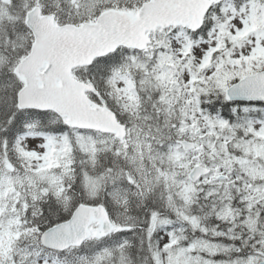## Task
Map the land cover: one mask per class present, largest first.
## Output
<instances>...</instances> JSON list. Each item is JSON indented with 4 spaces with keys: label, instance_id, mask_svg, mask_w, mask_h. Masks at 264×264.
<instances>
[{
    "label": "water",
    "instance_id": "water-1",
    "mask_svg": "<svg viewBox=\"0 0 264 264\" xmlns=\"http://www.w3.org/2000/svg\"><path fill=\"white\" fill-rule=\"evenodd\" d=\"M206 8L202 0H152L137 17L110 12L95 26L53 30L48 22L42 21L39 26L30 23L37 42L31 55L17 69V74L26 84L19 95L20 107L53 110L61 116H68L70 125L85 127L95 125L93 116L98 113L107 123L105 126L109 125L110 129L122 135L118 126L114 128V120L107 119L105 111L91 110L80 86L72 81L71 70L78 65L89 64L97 56L105 55L119 45L143 49L149 42L146 32L158 27L190 25L197 29L202 24ZM45 65V72L40 73ZM58 81L61 85H57ZM40 84L43 86L40 87ZM228 99L264 101V71L234 85L228 91ZM205 173V169L196 168L191 179L196 181ZM99 210L100 214L96 216L93 210L82 208L75 216L76 221L88 224L92 219L102 221L107 232L110 228L107 216L102 208ZM64 238L62 228L58 227L49 231L43 241L47 246L64 249L68 247Z\"/></svg>",
    "mask_w": 264,
    "mask_h": 264
},
{
    "label": "rangeland",
    "instance_id": "rangeland-1",
    "mask_svg": "<svg viewBox=\"0 0 264 264\" xmlns=\"http://www.w3.org/2000/svg\"><path fill=\"white\" fill-rule=\"evenodd\" d=\"M227 17L228 18L225 21L219 22L217 24L216 30L210 36L209 41L201 42L195 46L189 43V41L181 34L171 35L167 32L161 34V38L166 39L167 47L159 58L158 67L154 73V76L165 89V100L168 97L167 94H169V92H173L175 96H178L182 99L183 104L181 106V110H183V108H186L189 101L195 100L194 96L192 95L194 85L193 81L197 76L196 74L203 72V68L207 64V59L209 58L212 50H214V48L217 46L219 37L221 35L226 37L227 40H229V42L233 44V50L229 57L230 63H233L237 59L248 56L254 52L264 53V29L261 30L256 28L254 31L247 33V35L240 42L235 41L236 37H238L245 28H251L252 26L257 24V22H264V5H256L254 3H250L245 8H243L239 15L228 14ZM218 62L222 63V60L218 59ZM213 65H210V68L207 71H204V74L210 76L211 73L216 70V67H213ZM175 81H182V85L178 86L175 89H172L171 83ZM120 86L122 87L123 93L124 83L120 84ZM129 99L126 101V103L128 104ZM183 115L185 119L182 121L181 126L179 127L180 131L190 132L191 134H194L197 129H203L198 142V150L188 153L186 159L188 164L191 163L193 164V166L201 164L202 160L205 157L203 150H212L214 147H216V141L211 140L209 137V135L215 133L213 129L214 125H217L218 127H224L225 124L222 120L210 121L202 118L200 116V113L192 114L186 111L183 113ZM74 137L75 140L80 142V144H82L88 151H93L92 138L90 137V135L75 132ZM228 143H230L229 137H221L218 145L219 150H221V152H224L225 147ZM50 144H54L57 148H60L63 145V139L56 137L54 141H51L45 139L26 138L21 141L20 149L26 154H37L38 160L35 163L37 167L49 155ZM202 147L204 148L203 150ZM237 147H240L241 149L243 148L246 152H250L253 155H260L264 159V143L243 142L238 143ZM215 157L219 159L218 161H214V174L211 177L200 182V186H198L199 190H208L207 192H215L216 190H219V188L225 187L223 182L217 183V176L220 174H228L230 170L229 168L233 166V163L231 164V162L228 161L227 156L221 157L219 153H215ZM233 160L235 161V163L240 165L241 168H244L248 172V174L254 175L255 173H257L264 178V164H261L255 160L239 159L238 157L233 158ZM191 167H188L189 169L187 168L186 170H188L189 172ZM165 173H169L166 180L167 183H173L175 174H172L168 170H165L164 174ZM159 176H161V174H159ZM7 182L8 181L6 179V182L0 183V209L4 205L6 199V191L8 193L10 192L7 189ZM87 182L89 186L91 185L93 188L92 190H90L91 193L96 195L98 191L96 190L98 188V183L92 180H87ZM179 185H182L184 192L189 194V196L195 189V187L185 179H182L179 182ZM252 187V185L246 184L245 190H255L254 192H257L255 196H252L253 198H255L254 204H256L260 200L264 199V182L258 187ZM235 214L236 212L229 204H222L217 212L218 216L230 220H233L234 217H236ZM247 218L248 220L244 222L248 224L251 230H254L255 224L257 223V217H254L252 213H249ZM94 234L95 236H99L100 230L96 229ZM214 234L221 235L217 231ZM230 248L231 250L221 247L219 244L213 242L197 240L194 241L191 245V249L198 250V254L194 255L193 257L184 258L179 250H174L172 252V257L170 253H166L159 256L157 258V261L158 264H192L194 262L196 264H255L259 260V255L257 254L249 257L230 256V258L227 260L216 257V255L219 254L218 252H220L219 250L223 252H239V250L236 248ZM202 253L210 256H203L201 255ZM97 262V260H94L89 263L84 262L83 264H96Z\"/></svg>",
    "mask_w": 264,
    "mask_h": 264
},
{
    "label": "trees",
    "instance_id": "trees-1",
    "mask_svg": "<svg viewBox=\"0 0 264 264\" xmlns=\"http://www.w3.org/2000/svg\"><path fill=\"white\" fill-rule=\"evenodd\" d=\"M11 0H9L10 3ZM29 3L25 8H23L19 1L12 0V4L9 5L11 7V13L15 17L16 20H20L22 22L25 14V10L28 8ZM1 17H3V13L0 11ZM3 21V22H2ZM20 21H18L20 23ZM11 22H6V20L0 19V48H3L2 51L0 50V151H10L14 152L15 147L11 145L12 141H8L10 143L9 146H5L4 144V137H7L10 133H19L22 132L24 129V125H30L31 130L34 133L47 135L50 133H64L66 129L65 122L58 118L52 112H38L34 110L28 111H20L17 106V95L21 88V84L17 78H15L11 72L8 71L7 68H3L2 66L8 62L12 61L11 64H15L20 59L19 57L22 56L24 53L28 51L27 48L23 49L20 53L19 51H15L17 49L16 46L12 44L9 46L10 40L14 39V37H19V40L22 39L24 36L25 27L20 24L24 29L17 26V24H9ZM10 39V40H8ZM15 40V39H14ZM4 45H3V44ZM11 50L14 52L12 53ZM17 54V55H15ZM256 57L257 54H256ZM105 62L97 63L88 69L87 74L91 75L89 78L95 77L96 75H105L108 74L105 71L107 65L111 64L108 68H118V64L116 63V57H109L105 58ZM102 84V82H101ZM218 88L219 85L215 87V83H211L209 85V89L205 92L206 99L203 95L199 96L201 104L204 106V111L207 115L211 116L216 112L222 113L227 112L229 113L231 105L230 103L225 102L223 96L219 95ZM203 96V97H202ZM233 106V105H232ZM250 108H259L258 106ZM264 110V106L262 108ZM227 113L223 115H227ZM252 115H258L256 112ZM155 117V115H154ZM15 154L17 155V151L15 149ZM80 169H86L88 172H92L89 166L84 163H80L78 165ZM127 170L129 168L127 167ZM126 168L120 169L118 173H125ZM114 184L109 190H117L115 193L120 195H126L123 198H120L114 201V206L116 208V220L123 226V225H132V230L130 232H126L131 235L129 238V245L125 248L126 253L120 256V260L115 262V264H153V249H148L156 244L155 238L150 239L147 236L146 226L140 225L139 223L142 222V219L145 217L144 212L147 214L146 218L150 214L152 210V205L161 204L157 203V201H148L144 202L139 199V192L136 190H144L142 187L138 188L136 186H131L126 178L122 175L117 176L114 179ZM146 190H164L163 186H157V189H151V187L145 188ZM77 190H82L81 187H77ZM25 190L19 192V199L26 203L27 200L28 204L38 207L40 210L38 211L36 216H40V220H38V224L35 225L36 231L32 234L31 244L32 246L38 243V236L41 231H44L54 224L60 222L62 218V210L60 207L56 205L50 199L44 198L43 196L39 195L38 197H43L39 199H33V190L28 188V192L24 193ZM112 193H114L112 191ZM81 193L77 192V196L81 197ZM153 193H147V196H152ZM118 202V203H117ZM157 206V205H156ZM155 206V207H156ZM207 207L202 205V208L194 207V212L198 211V213H205ZM27 217H31L30 214ZM207 219V217H205ZM262 219H264V211L262 214ZM145 220V219H143ZM137 222V223H130V222ZM145 230L144 235H141L140 231ZM134 231V232H132ZM121 239L119 234L114 235L110 238V240H105L99 248L107 247L111 248L112 244H117V240ZM97 249L100 251L101 249ZM34 255L36 256V250H33ZM48 255V254H47ZM48 256L55 257L56 259H60L58 254H50ZM33 257V256H32ZM116 260V259H114ZM113 262V260H110Z\"/></svg>",
    "mask_w": 264,
    "mask_h": 264
},
{
    "label": "flooded vegetation",
    "instance_id": "flooded-vegetation-1",
    "mask_svg": "<svg viewBox=\"0 0 264 264\" xmlns=\"http://www.w3.org/2000/svg\"><path fill=\"white\" fill-rule=\"evenodd\" d=\"M114 1L117 2V0H114ZM124 1L130 2V7L131 8H135L141 2V0H124ZM215 1H218V0H215Z\"/></svg>",
    "mask_w": 264,
    "mask_h": 264
},
{
    "label": "bare ground",
    "instance_id": "bare-ground-1",
    "mask_svg": "<svg viewBox=\"0 0 264 264\" xmlns=\"http://www.w3.org/2000/svg\"><path fill=\"white\" fill-rule=\"evenodd\" d=\"M236 41V40H235ZM235 43V42H234Z\"/></svg>",
    "mask_w": 264,
    "mask_h": 264
}]
</instances>
